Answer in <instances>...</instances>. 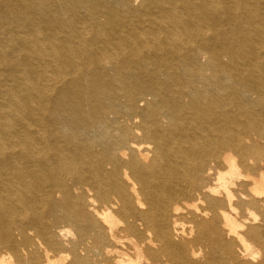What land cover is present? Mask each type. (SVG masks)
I'll list each match as a JSON object with an SVG mask.
<instances>
[{
	"label": "bare ground",
	"instance_id": "6f19581e",
	"mask_svg": "<svg viewBox=\"0 0 264 264\" xmlns=\"http://www.w3.org/2000/svg\"><path fill=\"white\" fill-rule=\"evenodd\" d=\"M0 264H264V0H0Z\"/></svg>",
	"mask_w": 264,
	"mask_h": 264
}]
</instances>
